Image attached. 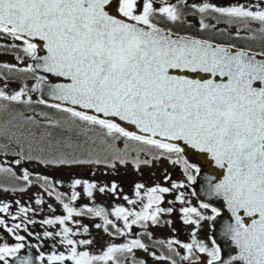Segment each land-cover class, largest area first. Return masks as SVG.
<instances>
[{"label": "snow or ice", "instance_id": "snow-or-ice-1", "mask_svg": "<svg viewBox=\"0 0 264 264\" xmlns=\"http://www.w3.org/2000/svg\"><path fill=\"white\" fill-rule=\"evenodd\" d=\"M157 2L0 0V39L10 37L19 41L10 47L18 48L33 61L23 68L15 64L0 67L30 72L36 81L31 88L25 84L11 94L0 88V100L23 105L44 104L64 114L61 120L41 112L39 115L45 117L41 124L34 116L22 112L12 114L9 104L0 103V137H7L20 146L16 164L24 159H38L56 165L105 163L113 168L115 162L127 163L126 150L132 141L137 145L134 149L137 167L152 163L151 159H139V153L147 146L153 159H167L180 165L189 185L197 181L204 168L197 156L202 154L222 170L221 178H207L206 195L221 198L231 213L232 222L225 225L224 235L235 246V254L225 259L216 240L209 246L197 239L194 228L191 242L182 244L187 250L182 259L200 261L199 254H204L205 264H264V0H259L254 7L245 4L221 7L208 0L191 5L201 14L202 30L214 27L204 21V16L219 14L227 23L239 25L237 37L241 29H246L253 39L258 35L262 41L259 51L173 32L162 26V22H181L180 5L185 0L177 3L159 0V7ZM253 24L258 27L253 29ZM41 51L45 54L41 55ZM41 72L66 82L49 84V76ZM45 85H48V95L57 103L49 104L44 98L33 101L31 93L42 90ZM29 124L35 129H59L60 135H54L53 131L38 132L28 128ZM37 137L43 145L40 152H47L45 158L31 155L32 142ZM121 139L125 141L124 150L115 143ZM0 172L12 173V169L0 167ZM20 178L29 185L32 183L26 169ZM164 179L170 177L165 175ZM44 180L48 182L47 177ZM80 185L89 197L98 187L95 182L74 179L68 202L64 193L56 194L66 215L42 221L45 225L62 226L60 232L45 231L43 235L62 237L60 243L67 253L53 251L45 256L41 251L36 257L40 264H121L118 254L132 253L133 249L147 250L140 239L110 244L98 255L87 249L80 250V246L90 245L92 241L73 239L76 232L67 222L79 224L73 220L74 216L101 217L103 224H97V228L109 232L111 226L124 234V229L109 219L104 208L73 206L80 196L76 191ZM185 186L184 181H172L171 188L156 184L145 190V185L138 183L135 188L142 204L140 210L117 205L111 215L117 221L122 220L124 228L129 230L138 223L145 228L148 222L159 225L162 214L174 211L172 207L160 206L163 194ZM117 190L115 181L110 189L99 187L101 193ZM54 191L53 188L48 195L52 196ZM124 199L131 205L137 203L127 196ZM176 200L187 203L183 192ZM36 203H43L42 198L37 197ZM8 209V204H0V213ZM205 210H210L212 215H206ZM30 211L33 209L21 206L17 216ZM180 212L185 224L198 228L202 221L215 220L221 209L201 201L199 207H181ZM28 223L34 221L29 219ZM0 227H6L17 241L0 243V264H13V258L18 264H33L30 255H20L26 247V237L18 232L24 227L23 218L21 223L10 227L0 218ZM81 227L88 232L87 225ZM173 243L181 244L179 240L168 241L169 247ZM157 259L176 264L170 256Z\"/></svg>", "mask_w": 264, "mask_h": 264}, {"label": "flooded vegetation", "instance_id": "flooded-vegetation-1", "mask_svg": "<svg viewBox=\"0 0 264 264\" xmlns=\"http://www.w3.org/2000/svg\"><path fill=\"white\" fill-rule=\"evenodd\" d=\"M202 0H185L183 2L185 7L191 6L193 3H201ZM171 3H177V0H171ZM214 4H221L226 7L234 4H245L249 6H255L259 3V0H213ZM159 0L157 7H159ZM185 19L191 20V17ZM191 23L185 21V23L177 22L175 24H169L173 28L181 27L180 29L189 35L204 37L212 39L220 43H228L242 48H251L259 51L261 48V39L257 35L255 39L251 38V35L241 34L239 37L235 35L237 29H228L224 26L217 24H210L214 27L202 30L199 22ZM163 24V23H162ZM164 25V24H163ZM245 31H241L243 33ZM5 118V117H4ZM75 139V137H74ZM123 141V150L125 149V141ZM118 141L116 144L118 145ZM129 148L126 150L128 156L126 157L127 163H116V167H110L100 163L94 165L88 172H80L81 164L76 165H56L50 163H42L38 159L21 160L20 164H16L15 161L20 159L18 155L20 146L14 141L9 140L7 137H0V145H4V148H0V167L11 168L12 173L0 172V204H8V212L0 213V218L5 220V224L10 227L12 224L22 222L24 227L18 230L20 235L26 237V247L21 250V256H31L33 264H40L36 260V257L42 251L45 256L51 254L53 251L67 253L66 247L60 243L62 237H45L43 234L45 231L53 232L54 234L60 232L62 226L59 224L45 225L43 220L52 218L55 216L66 215L65 209L59 200L56 199L57 193L65 194V202H68L67 198L71 196L72 188L71 183L74 179L88 180L89 182H95L98 187L93 191V196L89 197L84 192L82 185L77 186L76 191L80 192L79 198L73 202V206L76 208H83L85 205L88 207H102L109 213V219L116 221L119 228L124 229V234H119L116 229L109 226V232H105L103 228H97V224H103L101 217L94 215L74 216L73 220H77L80 223L74 224L72 221H68L69 227L73 228L76 235L73 236L75 240H91L92 243L86 246H80V250L87 249L92 254L98 255L102 253L110 244H124L133 239H140L146 245L147 250L133 249L132 253L118 254L121 264H137V262L143 261L144 264H171V260L157 259L161 256H170L176 261V264H205L207 257L204 254L201 256L200 261H194L193 258L189 260L182 259L187 255V250L182 247L184 243H190L192 240V232L195 228L197 231V239L203 240L211 246L213 222L212 220H205L201 222V225L197 228L193 224H185L181 219L182 213L181 207L195 206L199 207L201 200L195 194L192 184L189 185L180 165H174L167 159H153V155L149 154L147 146L145 151L139 153V159H151V164H140L137 167L134 163V158L137 156V152L134 150L137 145L135 142L129 141ZM43 145L38 141L32 142L31 155L36 157L40 156L45 158L47 152L41 153L40 148ZM25 149V155L29 154L28 143L23 144ZM119 148V146H118ZM154 154V153H153ZM92 165V164H86ZM30 173V179L32 183L29 185L20 177L23 176L24 170ZM95 172H92V171ZM165 175L170 177L169 180H165ZM48 178L46 183L44 178ZM115 181L118 185L116 192L105 191L101 193L99 187L107 186L111 188L112 182ZM172 181L180 182L184 181L185 187L178 188L174 191L164 193V200L161 202V207H172L174 211L172 213H164L160 217L161 223L159 225H153L151 222L147 223V227H143L140 223L132 225L131 229L124 228L122 220L117 221L115 216H112V209L117 205H122L126 208H135L140 210L142 204L139 198L136 196L135 185L143 183L145 190L151 188L156 184H160L163 187L171 188ZM53 187H49V185ZM52 196L48 195L49 191H53ZM20 189H24L21 191ZM142 192L144 190H141ZM180 192L185 194V200L187 203L182 204L176 200V196ZM127 196L129 199L137 200L135 205H131L124 199ZM41 197L43 203L37 204L36 198ZM20 203L17 204L16 202ZM145 203L147 202L145 198ZM51 205V207H49ZM21 206L33 209L28 213H21L17 216V212ZM206 215H212L210 210H205ZM15 217V219H13ZM34 221L29 224L28 220ZM167 221H171L168 224ZM82 225L88 226V232H84ZM31 233V235L29 234ZM150 234V235H149ZM181 242L180 245L173 243L169 247L168 241ZM17 241L12 233L7 232L6 227H0V243L14 244ZM179 253V255H177ZM154 254V255H153ZM13 264H18L13 258ZM46 264V262H45ZM71 264V262H68Z\"/></svg>", "mask_w": 264, "mask_h": 264}, {"label": "water", "instance_id": "water-1", "mask_svg": "<svg viewBox=\"0 0 264 264\" xmlns=\"http://www.w3.org/2000/svg\"><path fill=\"white\" fill-rule=\"evenodd\" d=\"M41 55L45 54L43 51L40 52ZM259 58V57H258ZM31 63L33 61L31 60ZM42 75H48L49 76V84L52 83H61V82H66L63 80V78H57L55 76H52L51 74H45L42 73ZM38 95L41 98H44L48 100L49 102L52 103H57L53 97L48 95V85H45L44 88L40 91H38ZM126 127H130L129 125H126ZM131 130H135L134 128H131ZM197 156L201 159V162L204 165V168L201 172V174L197 177V182L195 183L194 187L196 188L199 196L212 205L218 207L221 209V214L219 215L218 220L224 222L223 227H217L215 226V240L220 244L221 250H222V255L225 259H227L230 255L235 254L233 251L235 246L231 244V241L228 237H226L223 233V235L220 233L224 231L225 225L228 223H231V213L227 210L226 206H224L223 201L221 198L218 197H209L206 195V187H207V178L210 176H216L217 178H221L222 175V170L216 168L214 164H211L208 160L207 157L203 156L202 154H197ZM217 222V220H216ZM215 225V224H214Z\"/></svg>", "mask_w": 264, "mask_h": 264}, {"label": "rangeland", "instance_id": "rangeland-1", "mask_svg": "<svg viewBox=\"0 0 264 264\" xmlns=\"http://www.w3.org/2000/svg\"><path fill=\"white\" fill-rule=\"evenodd\" d=\"M208 2L213 3V0H208ZM169 3H171V2H169ZM216 5L217 6H221V4H217V3H216ZM228 6H230V5H228ZM189 7L191 9H190V12H188L187 17H191V20L185 19V17L183 16L184 20L185 21H189V22L190 21L194 22L195 20H199L198 24L200 25L201 14L199 12L193 10L191 6H189ZM221 7H223V6H221ZM203 19L209 25L210 24H213V25L217 24V25L224 26V27H226L228 29H233L232 28L233 26H237V28L239 27L238 25L227 23L224 17H220L219 14H216V13H211L210 15H206V16L203 17ZM252 27H253V29H255V28L258 27V25L253 24ZM241 31H245L243 33H248L246 29H241ZM16 42H18V44L20 43L19 41H16ZM16 57H18V55H16ZM19 57H20V59H16V61H10L9 64H15L18 68H23L30 62V59L25 57L24 54L19 56ZM9 60H12V59L9 58ZM0 62H6V61L2 57H0ZM31 81H33V80L29 78L28 80L24 81L23 84L24 85L27 84L28 87H31L32 86L31 85ZM34 83L35 82H33V84ZM19 88H20V86L17 85L16 83L15 84L11 83V84H9V86L4 85V90L6 92H8L9 94L12 93V92L18 91ZM116 146L117 147L119 146V148L123 150V141L119 140L118 145L116 144ZM81 165L82 166L80 167V170H81L80 172H83V171L84 172H88L89 169H91L94 165H97V164L93 163L92 165H86V164H81ZM104 165L108 166V164H104ZM92 172H95V171L93 170Z\"/></svg>", "mask_w": 264, "mask_h": 264}, {"label": "trees", "instance_id": "trees-1", "mask_svg": "<svg viewBox=\"0 0 264 264\" xmlns=\"http://www.w3.org/2000/svg\"><path fill=\"white\" fill-rule=\"evenodd\" d=\"M36 109H43V110H45L46 108L45 107H43V106H40V105H36V106H34ZM11 110H15L16 108H10ZM17 109H21V108H17ZM26 108H24L23 110H25ZM22 110V111H23ZM47 111H50V108L47 110Z\"/></svg>", "mask_w": 264, "mask_h": 264}]
</instances>
